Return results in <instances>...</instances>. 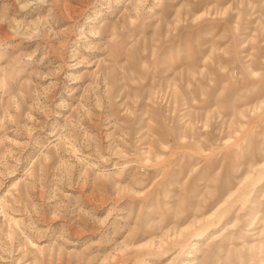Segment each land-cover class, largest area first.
I'll use <instances>...</instances> for the list:
<instances>
[{
	"label": "rangeland",
	"instance_id": "374dc122",
	"mask_svg": "<svg viewBox=\"0 0 264 264\" xmlns=\"http://www.w3.org/2000/svg\"><path fill=\"white\" fill-rule=\"evenodd\" d=\"M0 264H264V0H0Z\"/></svg>",
	"mask_w": 264,
	"mask_h": 264
}]
</instances>
